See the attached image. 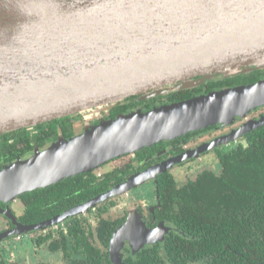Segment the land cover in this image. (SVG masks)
<instances>
[{
	"label": "water",
	"instance_id": "obj_1",
	"mask_svg": "<svg viewBox=\"0 0 264 264\" xmlns=\"http://www.w3.org/2000/svg\"><path fill=\"white\" fill-rule=\"evenodd\" d=\"M264 68V0H0V133L76 112L191 88ZM264 77L189 98L138 107L87 124L47 148L0 168V206L13 234L47 228L264 125ZM228 131L131 175L88 201L36 223L11 209L19 195L87 172L126 153L216 125ZM136 210L114 233L111 258L126 238L133 251L161 240Z\"/></svg>",
	"mask_w": 264,
	"mask_h": 264
},
{
	"label": "trees",
	"instance_id": "obj_2",
	"mask_svg": "<svg viewBox=\"0 0 264 264\" xmlns=\"http://www.w3.org/2000/svg\"><path fill=\"white\" fill-rule=\"evenodd\" d=\"M262 77L264 68L229 77L217 74L194 87L158 94L157 99L133 103L117 101L109 109L108 118L104 119L115 118L138 107L148 109L155 104L189 98L225 86L254 82ZM251 114L254 117L264 114V105ZM69 116L37 125L43 128L33 139L29 127L3 132L0 134V160L10 164L18 160V156L44 147L48 141L53 144L61 137H72ZM242 121L239 119L231 126ZM213 127L216 125L192 131L177 139L160 141L134 154L138 160H142L144 156L161 149L164 142L190 138ZM228 128L230 126L223 129ZM182 149L183 146H180L176 151ZM216 155L219 168L204 167L195 174V179H189L182 186L170 173L161 174L159 209L174 225V229L161 239L160 244H147L137 251L127 247L129 257L123 259L126 264H264V125L241 136L233 145L218 150ZM1 161L0 167L3 166ZM122 168L108 172L101 181H97L94 172L90 171L79 175L84 178L83 183H77L78 177H69L47 188L24 193L20 198L25 209L17 218L24 223L40 222L99 193L135 170L129 164ZM87 225L80 218L72 217L64 228L39 232L32 239L37 244L44 243L53 251H61L63 264H115L110 257L109 247L112 235L117 230V222L102 218L96 229L91 226L87 229ZM0 264L19 263L0 256Z\"/></svg>",
	"mask_w": 264,
	"mask_h": 264
},
{
	"label": "flooded vegetation",
	"instance_id": "obj_3",
	"mask_svg": "<svg viewBox=\"0 0 264 264\" xmlns=\"http://www.w3.org/2000/svg\"><path fill=\"white\" fill-rule=\"evenodd\" d=\"M143 95H144V93L132 94L130 96L125 97L123 100H119V102L121 101V103H123V102L133 103V102H139L141 100L145 101L147 99H157V97H158V94L150 96V97H144ZM156 102H159V101H156ZM115 103L114 104L112 103L111 105H106L105 107L101 108L99 113L94 114L93 116H90V114L93 111L98 110V108H95L92 110H86L83 112L81 111V112L72 113V114H69L70 116L65 115V116H69L71 118L70 122H72L71 124H72V128H73L72 129L73 136L84 131L85 126L87 124H96L97 122H100L102 119L108 118L107 116H109V114H108L109 109L112 106H114ZM136 106H138V104H136ZM65 116H62V117H65ZM62 117L53 118L50 120L42 121V122L35 123L32 125L24 126V127L30 128L29 134H30L31 138L33 139L36 137V133L38 132V130H41L43 128V127H37V125L43 124V123L48 122V121H52L54 119H59ZM44 127H45V129L48 128L46 126H44ZM230 128L225 129V130L224 129L218 130V132H211L210 136H208V138H206V139H203L202 141L196 142V140L198 139L197 136L201 135L207 131H204L200 134H196L190 138L188 136L186 138H180L178 140L164 142L163 147L161 149L155 151L154 153H150L147 156H144V159H142V160H138L139 159L138 156L135 155L134 153H126V154L120 155L118 157H115V158L103 163L102 165H99L98 167L90 170V171H93L94 174L96 175L97 181H101V180L105 179L107 173L110 171H114L116 168L123 169L122 167L125 164H129L130 167L132 169L134 168L135 170L130 174L127 173L126 175L123 176V178L120 181L115 182L114 184L108 186L106 189L100 191L99 193H96V194L90 196L89 198L85 199L82 202H78V203H76L70 207L64 208L61 211H58L54 214H51L49 217H47L45 219L57 216V215L65 212V211H67V210H69L75 206H78V205L88 201L89 199H91V198H93V197H95V196H97V195H99L105 191H108L109 189L113 188L115 185L124 182L131 175H133L137 172L143 171V170H145V169H147V168H149V167H151V166H153V165H155V164H157V163H159V162H161V161H163L169 157L175 156L187 148L195 147L196 145H199L202 142L208 141L211 138L228 131ZM213 129H215V127H213L210 130H213ZM12 130H14V129H12ZM7 131H11V130H7ZM4 132H6V131H4ZM59 132L60 131H58V135H59ZM2 133L3 132H1L0 134H2ZM175 139H177V138H175ZM171 140H173V139H171ZM237 140L230 141L227 144H222L220 146H217L214 149H211L207 152L202 153L199 157L189 158V159H186L180 163H177L172 168L167 169V170L161 172L160 174H158L157 179L149 178L148 180H146L142 183H139V184H137V185L125 190V191H122L118 194H115V195L107 198L106 200L99 202L96 205L90 206L89 208L84 209L78 213H74V214L66 217L62 221H59V222L54 223L52 225H49L47 228L31 230L27 233H22V234H13L8 238L9 240H0V249H1V255L0 256H2V254L5 252L13 250L14 247L12 246V244L15 242L14 239L15 240H22L23 238L28 239V240L33 242L34 247L38 250L41 248H48V246L45 245L44 243L37 244L32 238H34L39 232L46 233L49 229L57 230L60 228H64L67 221L72 217L80 218V220H82L83 224L88 223L89 225H87V229L90 228V226L93 229H96L98 224H99V220L102 218L112 219V220L117 222V229H118L121 225H123L124 223H126L128 221L129 216L131 215V209L136 210L139 213L142 221L145 222L146 226H148L149 228H155V227L163 226L164 227L163 234H164V236H167L174 229V225H172V223L169 222L170 220H168L167 217H164L162 215V213L160 212V209H159V207H161V201H160V195L158 194V188H159V177L161 176V174L166 173V172L170 173L171 175H173L176 183L179 186H182L189 179H195L196 178L195 174L197 172H199L201 169H203V168H201V164L196 162L197 158L201 159L200 157H202V155L210 153L211 151H212L211 154L217 153L218 150L224 149V148H227V147L233 145ZM46 141H48V139ZM50 144L51 143L48 141L44 147L38 148V149L43 150V149L47 148ZM180 146H183V149L180 151H176L177 149L180 148ZM148 147H150V146H148ZM34 152L27 154V155H24L22 157L18 156L17 158L18 159L19 158H23V159L27 158V157L31 156ZM1 163L3 164V166H5V164H6V163H3L2 161H1ZM144 163H147V164L143 166ZM184 166H187L188 171H186L184 178L180 179L177 177V175L179 173H181L183 168H185ZM176 169H178V171L176 172L178 174L174 173ZM90 171H87V172H90ZM82 173H85V172H82ZM82 173H79L75 176H69V177H78L77 183L80 184V183L84 182V178L79 176ZM69 177H67V178H69ZM67 178H65V179H67ZM65 179H62L60 181H63ZM60 181H58V182H60ZM58 182H55V183L49 184L45 187H41V188H37V189H44V188H47L48 186H51V185L56 184ZM144 183L145 184L146 183L152 184V187L151 188L149 187V189H148L150 192V196H149L150 198L148 200L143 198V196L145 195L144 193H147V191L144 193L136 191L137 187H139L140 185H142ZM37 189H33L31 191H34ZM31 191H28V192H31ZM132 191L135 193L134 197H132ZM25 193H27V192H25ZM151 193H153L152 196H151ZM23 194L19 195L18 197H16L11 202V209L17 217L20 216L25 209V204L22 201V199L20 198ZM147 198H148V196H147ZM0 206L2 208H5L6 204L4 202L0 201ZM0 223H1L0 232H2L4 230L13 229L15 227L14 224L11 222V220L8 219L4 214H1V213H0ZM160 241H162V240L158 239L154 242H147L145 245L152 244V243L160 244L161 243ZM110 242H111V240H110ZM124 242H125V246L122 247V254H121L123 259L129 257V252L127 250V247L131 248V250H132V247H130V245H129V244H131L130 238H126ZM110 248L111 247H109V252H110V257H111V249ZM56 252H59L61 254V259H62L61 262L64 263L63 253L61 251H56ZM9 261H11V260H9ZM13 261H16L19 264H22L17 260L13 259ZM39 262H46V261L41 260V261H38V263Z\"/></svg>",
	"mask_w": 264,
	"mask_h": 264
},
{
	"label": "rangeland",
	"instance_id": "obj_4",
	"mask_svg": "<svg viewBox=\"0 0 264 264\" xmlns=\"http://www.w3.org/2000/svg\"><path fill=\"white\" fill-rule=\"evenodd\" d=\"M100 112L99 110L93 111L90 116H93L94 114H97ZM249 117H254L252 116V114H249ZM236 125V124H235ZM234 125V126H235ZM226 126H230L231 125H225L223 127H219L207 131L201 135H198V139L197 141H202L203 139L208 138V136H210L211 132H218V130L225 128ZM212 152V151H211ZM207 153L202 155V157H200L201 159L196 160V162H198L199 164H201V168L210 166L213 168H219V161H218V157L216 155V153L211 154ZM185 168L182 169L181 173H176L178 171V169L175 170V174H178L177 177L182 179L184 178V175L186 174V171H188L187 166H184ZM200 168V169H201ZM199 171V170H198ZM149 187H152L151 183H144L142 185H140L139 187H137L136 191L138 192H146L144 193L145 195L143 196L144 199L148 200L150 197V192H149ZM149 192V193H148ZM134 192L132 191V197H134ZM153 193H151L152 196ZM148 196V198H147ZM0 228H1V223H0ZM14 243L12 244V246L14 247L12 251H8L2 254V257L6 260H17L22 264H37L38 261L44 260L46 261L48 264H63L62 259H61V254L59 252L50 250L48 248H41V249H36L34 247V244L32 241L23 238L22 240H15L14 239ZM130 247H132L131 244H129ZM125 246V242L123 243V246Z\"/></svg>",
	"mask_w": 264,
	"mask_h": 264
}]
</instances>
